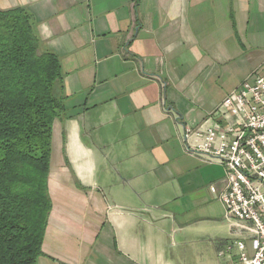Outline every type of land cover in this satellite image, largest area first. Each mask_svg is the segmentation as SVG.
<instances>
[{"label":"crops","instance_id":"0c3cea01","mask_svg":"<svg viewBox=\"0 0 264 264\" xmlns=\"http://www.w3.org/2000/svg\"><path fill=\"white\" fill-rule=\"evenodd\" d=\"M15 6L64 73L35 264H235L209 188L224 167L181 134L260 71L264 0H0Z\"/></svg>","mask_w":264,"mask_h":264},{"label":"trees","instance_id":"16d2710c","mask_svg":"<svg viewBox=\"0 0 264 264\" xmlns=\"http://www.w3.org/2000/svg\"><path fill=\"white\" fill-rule=\"evenodd\" d=\"M63 78L32 14L22 6L0 10V264H35L41 255Z\"/></svg>","mask_w":264,"mask_h":264},{"label":"built area","instance_id":"2783aa9c","mask_svg":"<svg viewBox=\"0 0 264 264\" xmlns=\"http://www.w3.org/2000/svg\"><path fill=\"white\" fill-rule=\"evenodd\" d=\"M212 115L208 125L184 127L182 140L188 152L224 167V177L209 188L235 235V264H264V60Z\"/></svg>","mask_w":264,"mask_h":264},{"label":"rangeland","instance_id":"374dc122","mask_svg":"<svg viewBox=\"0 0 264 264\" xmlns=\"http://www.w3.org/2000/svg\"><path fill=\"white\" fill-rule=\"evenodd\" d=\"M229 234V235H228ZM227 236L230 238V239H228V244L231 246V249L226 253V255L229 253L230 254V257L228 258L226 255H225V257H223L222 259L223 260H229V259H233V260H237V256H238V250H237V248L235 247V246H233L232 245V243H233V238L234 237H231V235H230V233L228 232L227 233Z\"/></svg>","mask_w":264,"mask_h":264}]
</instances>
